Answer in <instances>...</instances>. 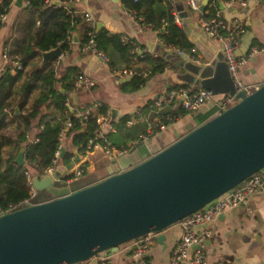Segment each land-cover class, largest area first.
I'll return each mask as SVG.
<instances>
[{
  "label": "crops",
  "instance_id": "crops-1",
  "mask_svg": "<svg viewBox=\"0 0 264 264\" xmlns=\"http://www.w3.org/2000/svg\"><path fill=\"white\" fill-rule=\"evenodd\" d=\"M242 1L243 5L237 2H233L229 6L222 4L224 10L220 8V11L222 19L227 24L238 21L244 28L234 55L243 57L253 48L258 50L250 61L238 69L240 80L255 90L264 83V0ZM15 2L16 0H13L10 11L5 15V20L1 22L0 77L7 72L15 76L18 71L22 70V67L18 70L16 65L20 64L8 56L6 42L27 32V26L33 18L32 13L27 10L26 0H22L20 7L15 6ZM166 3L172 8V13H177L181 17V24L178 26L186 30V36L194 45L192 51L197 62L189 60L185 55L177 57L160 45L158 32L154 29L143 31L140 23L132 16L130 10L123 6L121 0H76L72 5L75 12L84 17V22L77 26L72 33L69 39V52L62 53L59 58L48 63L54 67L57 80L63 77L67 68L74 67L78 70V77L93 84L92 87H87L84 84L77 86L72 93L67 94V107L72 112L79 108L92 106L91 113L95 112V108H93L95 105L104 107L110 114L108 125L116 131L113 133L106 127L104 134L115 149H123L126 152L121 155L105 157L99 151L82 156L77 150L80 159L77 164L72 165L70 171H66V167L62 165V158H59L56 170L61 172V176H70L71 179L57 181L55 187L58 190L67 189L72 193L94 185L112 174L126 171L173 144L176 141V136L183 137L198 127L196 123L198 116L206 115L212 111L214 114L210 118L218 114L219 97L214 96L197 112L184 113L176 121L167 124L162 130L152 133L146 140H142V137L146 136L153 126L154 115L150 102L152 103L168 90L183 86L196 92L201 90V88L190 86L185 82L186 72L179 65L207 66L222 59L219 43L208 38L200 30L203 20L201 13L190 11L185 0H167ZM86 16L89 17V20L86 19ZM85 27L93 28L94 32L105 30L109 34L120 36L121 40L130 42L139 50H145V55L150 59L147 60L145 56H141V59L133 60L128 65V68L131 69L129 71H135L136 74L143 77L149 76L145 84L137 90L129 91L124 84L129 82L135 73L121 79L118 72L127 67L126 64L119 61L118 56H115L117 66L111 69L108 61L104 62L98 55L80 48L79 43ZM149 44L153 46L152 51L148 48ZM5 53L6 57H4ZM157 58L161 59L164 64L162 72H153L155 66L150 60ZM36 60L39 61V65H44L42 55ZM28 70L27 67L24 72ZM21 83L22 81L18 82L16 86L19 87ZM55 87L60 89L61 85L56 83ZM35 95L36 93L31 95L28 105ZM112 111H115L113 119H111ZM125 117L133 124L127 126V121L122 124L121 120ZM38 122V119L33 122L31 130L26 136V143H32L36 139L40 130ZM14 128L15 124L9 126L3 131V135L14 138L16 136ZM69 146L72 145L64 138L62 147L66 149L65 154H72ZM5 151H9V147H6ZM76 167L82 168V175L78 179H72V175L69 174ZM52 199L51 194L37 191L35 200L38 203H35V200L33 203L40 204ZM210 230L212 237L206 242L204 250L206 264H264V189L253 194L246 205H239L216 218L210 224ZM162 234L165 237L163 244H159L155 239L154 244L145 255L147 264H170V256L180 239L181 229L178 224H175L163 231ZM123 248L124 246L119 247L115 253L108 252L111 255L112 264H126L131 260L128 250L122 251Z\"/></svg>",
  "mask_w": 264,
  "mask_h": 264
},
{
  "label": "water",
  "instance_id": "water-1",
  "mask_svg": "<svg viewBox=\"0 0 264 264\" xmlns=\"http://www.w3.org/2000/svg\"><path fill=\"white\" fill-rule=\"evenodd\" d=\"M61 54L59 48L42 53L43 64ZM179 66L188 85L213 96L235 95L236 103L140 164L81 190H58L57 170L42 178L34 174L35 190L53 199L0 215V264H81L146 234H156L162 245L163 231L264 168V83L236 94L222 59ZM69 148L73 160L66 171L80 159ZM65 152L62 147L59 158ZM15 163L25 165L23 148Z\"/></svg>",
  "mask_w": 264,
  "mask_h": 264
},
{
  "label": "trees",
  "instance_id": "trees-1",
  "mask_svg": "<svg viewBox=\"0 0 264 264\" xmlns=\"http://www.w3.org/2000/svg\"><path fill=\"white\" fill-rule=\"evenodd\" d=\"M55 1L59 3L57 6L47 4L46 0H26L27 10L33 15L27 26L28 30L21 33L18 38L6 42L8 56L16 60L22 70L18 71L15 76L7 72L0 77V215L8 211L10 206L29 197L25 176L28 172L26 168L28 165L34 170L33 175L36 174L40 178L46 175L45 171L52 164L54 154L60 145L59 134L67 120L72 126L65 133L64 138L73 148L82 152L86 150L88 140L95 136L97 117L107 112L104 107L99 106L87 119L80 115L92 106L70 112L66 106L67 94L75 90L76 78L79 76L78 70L74 67L67 68L63 77L57 80L55 69L50 63L39 65V61L36 60L42 53L56 48H59L61 53L69 52V39L76 27L84 22V17L78 15L73 7H68L76 0ZM166 1L121 0L124 7L131 13H135L136 19L142 18L144 23L150 24L158 32L160 40L166 46L191 54L194 45L186 36L185 30L174 23L172 8ZM231 1L234 0H208L201 17L203 20L214 19L215 14L220 12V5ZM12 2L13 0H0V28L1 17L8 14ZM90 39L95 43L96 50L108 58V65L111 69L117 66L115 56H118L119 61L126 64L125 70H131L128 68V65L133 62L130 43L124 42L120 36L109 34L105 30L94 32L93 28L85 27L79 43L80 48H83ZM143 56L147 60L150 59L145 54ZM138 59L141 57H137ZM150 61L155 66L153 72H162L164 64L161 59ZM27 67L29 70L24 72ZM132 72L135 74L129 82L124 84L129 91L142 87L149 77L138 75L135 71ZM20 81L22 83L17 87ZM56 83L61 85L60 89L55 87ZM34 93L36 95L28 105V100ZM15 109L18 110L17 115ZM178 113L184 114L181 110H178ZM213 114L214 111L198 116L197 125L205 123ZM36 119L39 120V133L32 143H26V136ZM127 120L128 118L125 117L121 123L125 124ZM13 124H15L14 134L16 136L14 138L4 136L3 131ZM6 147H9V151H5ZM21 148L24 149V166L15 163V158ZM61 161L64 167L69 166L72 154H65ZM61 179L66 181L71 178L61 176ZM35 203H38L37 200Z\"/></svg>",
  "mask_w": 264,
  "mask_h": 264
},
{
  "label": "built area",
  "instance_id": "built-area-1",
  "mask_svg": "<svg viewBox=\"0 0 264 264\" xmlns=\"http://www.w3.org/2000/svg\"><path fill=\"white\" fill-rule=\"evenodd\" d=\"M52 0H46L47 4L51 5ZM204 0H185V4L190 11L200 13L199 9ZM233 2H237L243 5L242 0H234L231 2L224 3L229 6ZM134 18L135 13H131ZM86 19L89 20V17L86 16ZM5 20V16L1 17V22ZM137 21L140 23L142 30L153 29L150 24L143 22L142 18H138ZM173 21L176 25L181 24V18L177 13H173ZM200 30L211 39L216 40L219 43L220 51L222 54V60L226 64L234 87L236 89V94L245 91L250 93L249 87L246 86L238 76V69L240 66L245 65L250 61L254 54L257 53V49L253 48L246 56L236 57L234 55L235 49L238 47L239 38L243 33V26L240 22L234 21L230 24H227L221 15V11L215 14V18L211 20H202ZM124 41V40H123ZM128 42V41H124ZM130 43V42H128ZM160 45L164 48L171 51L177 57L187 56L191 61H196L193 56V51L191 54L185 53L177 48H172L166 46L161 40L159 41ZM131 44V43H130ZM132 45L131 55L132 60H136L137 57L143 56L146 51L139 50L135 45ZM84 51H90L93 54L98 55L104 62L108 61V58L101 52H98L95 47V43L92 39L83 46ZM6 57V53L4 54ZM17 69L20 70L21 66L16 65ZM133 75L132 71L122 70L118 72V76L121 79H125ZM86 85L87 87H92V83L84 80L82 77H77L75 82V88L77 86ZM214 96L208 90L201 89L197 92H190L187 88H178L174 90H168L153 100L151 108L153 111L154 119L153 126L148 131L146 136L142 137V140H146L152 133L162 130L168 123L176 121L181 115L178 113V110H181L187 114H193L198 111V109L212 99ZM223 100L219 101L217 104L218 114L226 110L230 104H235V95L230 96L220 95ZM231 105V106H232ZM68 106V101L66 103ZM99 105L93 106L97 108ZM229 108V107H228ZM166 110V111H165ZM91 114L90 108H88L82 116L84 119ZM109 113L106 112L105 115L99 116L96 119L97 128L95 129L94 138L88 140L86 150L80 152L82 156L91 154L94 151L101 152L105 157H112L113 155H121L126 152L123 149H115L112 146L111 142L104 134V129L106 127L113 133L115 129L112 126L108 125ZM132 121H127L126 125H132ZM72 126L70 121H66L63 129L59 134L60 145L58 146L52 164L46 169V175H52L56 171L57 161L59 160V155L62 148V140L65 137V133ZM70 171V170H69ZM68 171V172H69ZM71 177L78 179L82 175V168H77L72 171ZM27 179V186L29 188V197L18 204L10 206V209L3 214L13 212L21 209L22 207H27L34 205V200L37 196V191L35 190L32 183V176L30 173H25ZM264 189V168L251 175L249 178L238 184L230 192L223 194L210 204L206 205L202 209L184 217L177 224L181 229V236L177 243L175 250L170 256V264H206L205 260V246L206 242L212 237V231L210 230V224L219 216L223 215L227 211L239 206L246 205L248 199L255 193ZM156 234H146L141 237H138L126 244L122 251H127L130 254L131 260L126 264H147L145 261V255L148 249L154 244L156 239ZM119 250V249H118ZM109 252V251H108ZM108 252H102L96 254L89 261L84 262L85 264H112L111 255ZM82 264V263H81ZM220 264V263H217Z\"/></svg>",
  "mask_w": 264,
  "mask_h": 264
},
{
  "label": "rangeland",
  "instance_id": "rangeland-1",
  "mask_svg": "<svg viewBox=\"0 0 264 264\" xmlns=\"http://www.w3.org/2000/svg\"><path fill=\"white\" fill-rule=\"evenodd\" d=\"M189 91L190 92H196L195 90H193V89H189ZM249 92H252L253 91V89L252 88H249V90H248ZM223 100V98L222 97H219V101H222ZM232 104H230L228 107H230ZM227 107V108H228ZM27 170H28V173H30L31 174V176L33 175V173H34V170L32 169V167L30 166V165H28L27 167ZM82 264H85V263H82Z\"/></svg>",
  "mask_w": 264,
  "mask_h": 264
}]
</instances>
